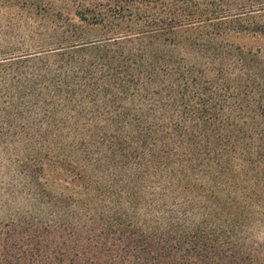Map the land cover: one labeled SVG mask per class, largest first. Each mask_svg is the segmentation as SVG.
<instances>
[{"label": "trees", "instance_id": "trees-1", "mask_svg": "<svg viewBox=\"0 0 264 264\" xmlns=\"http://www.w3.org/2000/svg\"><path fill=\"white\" fill-rule=\"evenodd\" d=\"M264 0H0V264H264Z\"/></svg>", "mask_w": 264, "mask_h": 264}, {"label": "rangeland", "instance_id": "rangeland-1", "mask_svg": "<svg viewBox=\"0 0 264 264\" xmlns=\"http://www.w3.org/2000/svg\"><path fill=\"white\" fill-rule=\"evenodd\" d=\"M234 39L237 44L245 48L259 50L264 57V34L244 33ZM257 239L264 242V232L260 233Z\"/></svg>", "mask_w": 264, "mask_h": 264}]
</instances>
